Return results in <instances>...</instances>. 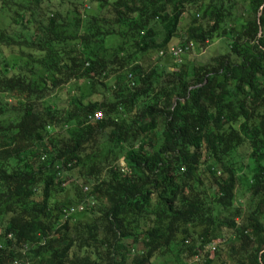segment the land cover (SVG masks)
<instances>
[{"label": "trees", "instance_id": "1", "mask_svg": "<svg viewBox=\"0 0 264 264\" xmlns=\"http://www.w3.org/2000/svg\"><path fill=\"white\" fill-rule=\"evenodd\" d=\"M0 12V264H264V0Z\"/></svg>", "mask_w": 264, "mask_h": 264}, {"label": "rangeland", "instance_id": "2", "mask_svg": "<svg viewBox=\"0 0 264 264\" xmlns=\"http://www.w3.org/2000/svg\"><path fill=\"white\" fill-rule=\"evenodd\" d=\"M83 3L84 6L88 5V2H90V0H79ZM186 22V18H183V21L181 22V24H184ZM6 24V19L3 17V14L0 12V28H2L3 26H5ZM179 41L176 39H173L169 45V47H175L178 46ZM226 48L225 45L223 44V42L221 40H214L213 42L207 44L204 47L201 48H197L195 46H193L190 51L188 53L185 54H181L178 59L180 60H186L188 58H194L196 60H202L205 61L209 58H211L212 56H214L215 54H221L223 52H225ZM160 56L158 53H150L147 54L145 57H143L140 61H138V63H140L144 68L150 67L151 65H153L155 62H157L160 59ZM113 81L111 80L109 82V85H112ZM71 85H67L64 86L63 88H61L60 90L57 91V96H62L63 94H66L68 96L72 95V90H71ZM54 97V96H53ZM92 100H99L98 97H93L91 98ZM69 182V181H68ZM68 185V184H67ZM72 194V191L68 190L67 191V196H70ZM178 264H182L181 262H178ZM198 264V263H197Z\"/></svg>", "mask_w": 264, "mask_h": 264}, {"label": "built area", "instance_id": "3", "mask_svg": "<svg viewBox=\"0 0 264 264\" xmlns=\"http://www.w3.org/2000/svg\"><path fill=\"white\" fill-rule=\"evenodd\" d=\"M168 52L172 57L178 58L181 54L186 52V49L180 48V47H171L168 49ZM97 113H99V115H97ZM101 118H102L101 113L95 112V113H93V116L89 118V120L97 121V120H100ZM79 210H80V208H79ZM70 212L63 214V218L65 219L70 214Z\"/></svg>", "mask_w": 264, "mask_h": 264}, {"label": "snow or ice", "instance_id": "4", "mask_svg": "<svg viewBox=\"0 0 264 264\" xmlns=\"http://www.w3.org/2000/svg\"><path fill=\"white\" fill-rule=\"evenodd\" d=\"M97 115H99V113H97Z\"/></svg>", "mask_w": 264, "mask_h": 264}]
</instances>
